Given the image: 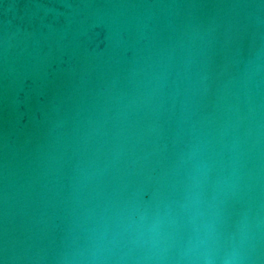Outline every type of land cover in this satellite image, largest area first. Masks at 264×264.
Here are the masks:
<instances>
[{
    "label": "water",
    "instance_id": "obj_1",
    "mask_svg": "<svg viewBox=\"0 0 264 264\" xmlns=\"http://www.w3.org/2000/svg\"><path fill=\"white\" fill-rule=\"evenodd\" d=\"M0 264H264V0H0Z\"/></svg>",
    "mask_w": 264,
    "mask_h": 264
}]
</instances>
